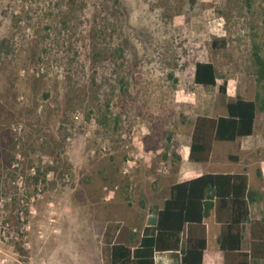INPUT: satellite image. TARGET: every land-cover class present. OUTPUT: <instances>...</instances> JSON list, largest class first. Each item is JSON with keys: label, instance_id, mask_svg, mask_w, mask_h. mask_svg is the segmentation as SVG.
Returning a JSON list of instances; mask_svg holds the SVG:
<instances>
[{"label": "rangeland", "instance_id": "obj_1", "mask_svg": "<svg viewBox=\"0 0 264 264\" xmlns=\"http://www.w3.org/2000/svg\"><path fill=\"white\" fill-rule=\"evenodd\" d=\"M257 47L264 0H0V264H107L169 196L196 117L227 116L229 95L264 105ZM199 62L228 95L195 84ZM251 139L237 157L264 217V109L256 135L197 166L245 173L230 157Z\"/></svg>", "mask_w": 264, "mask_h": 264}, {"label": "trees", "instance_id": "obj_2", "mask_svg": "<svg viewBox=\"0 0 264 264\" xmlns=\"http://www.w3.org/2000/svg\"><path fill=\"white\" fill-rule=\"evenodd\" d=\"M254 0H247L251 3ZM6 41L1 44L5 50ZM7 51H9L7 49ZM258 81L264 82V51L258 47L253 52ZM220 76L210 62H199L195 68V84L203 87H218ZM219 92L227 95L228 85L219 86ZM261 97L247 100L238 97L227 102L228 115L218 119L198 117L194 124L190 161H210L215 143L236 142L255 133L259 109H264ZM107 119L106 117L104 118ZM178 160L181 158L177 156ZM32 169V168H31ZM30 169V170H31ZM261 176V175H260ZM43 177L37 169L36 176L29 177L32 185H38ZM46 179V175L44 176ZM256 201V193L249 189L247 174H205L191 181L172 185L170 196L158 212L157 223L147 230L141 241L116 243L110 249L107 264H155L156 252H182V264H209L204 219L215 212L223 224L219 237L221 252L237 254L242 251L244 227L250 223V205ZM25 206V216L30 215ZM253 230L262 238L263 225L252 224ZM264 239V238H262ZM239 264H249L248 255L240 254Z\"/></svg>", "mask_w": 264, "mask_h": 264}, {"label": "crops", "instance_id": "obj_3", "mask_svg": "<svg viewBox=\"0 0 264 264\" xmlns=\"http://www.w3.org/2000/svg\"><path fill=\"white\" fill-rule=\"evenodd\" d=\"M219 86L214 87V88L219 89ZM227 97L230 100L231 98L237 99L239 96L238 95H229ZM229 100L227 102H230ZM227 102H226V104H227ZM226 104H225V106H226ZM198 117H204V116H202V114L198 115L196 117V119ZM256 123H257V121H256ZM254 135H256V127H255ZM253 136H251V137H253ZM251 137H244V138H240V139H249ZM240 139H238V140H240ZM238 140L236 142H238ZM251 141H252V139L249 140L248 142H245V144H240L239 149H238L239 153L231 155L230 159L232 161H234L235 163L243 164L242 161H240L237 156L245 154V149H246L245 145H247ZM236 142H233V143H236ZM191 143H192V140H191ZM222 143H227V142H222ZM185 150H188V152H189L187 158L184 155ZM185 150H183L181 152L180 156L178 155L179 158H181V161L178 160L180 172L177 174V182L174 184L191 181V180L196 179L198 177H201L205 174H209V173H205V171H203L197 165L210 163L211 159H212L213 151H212L211 158H210L209 162H207V163H196V162L190 161V158H189L190 148L187 147V148H185ZM243 166H244L245 173H240V174H247V171L249 168L246 167L244 164H243ZM245 168H248V169H245ZM256 172H257V174H256L257 178H259L261 180L264 179V163H262V166ZM212 174H222V173H212ZM248 177H249V175H248ZM256 183H257V181L255 183H251L250 178H249V189L252 192L256 193V201L250 205V212H251L250 223L246 224L244 227V232H243L244 239L242 242V251L240 253L228 255V254L221 252L220 244H219V237H220L221 232H222L223 224L217 220V215L214 211L211 212V214L204 219L203 225L206 228V238H207V251H206V253L210 254L212 256L209 260V264H239V262H240L239 255L240 254L248 255L249 264H264V239H262V238H264V235L261 238L259 236V234L256 232V229L254 232L253 226H252V224L259 223V224L263 225V229H264V217H260L258 215L257 207H256L257 204L260 203L259 195L255 190ZM169 196H170V193H169ZM169 196L166 199H168ZM166 199L164 200V203H165ZM164 203L161 206H157L156 204L155 205L149 204L147 206V210H144V213H142L139 216V218H136V220H134L138 225H135L136 227L133 228V233L130 232V234H128L126 236V242H125L126 244H130V246H132V247L135 246L134 244L131 243L132 240L140 242L141 239L146 234V231L148 229L152 230V228L157 223L158 212L164 207ZM118 224H119V227H117V228H119L118 233H120L124 229V227H130L131 228V225H132V224H125V223H118ZM123 225H124V227L122 228ZM139 228L141 229L140 236H138V234H136L138 232ZM114 244H116V243L115 242L112 243L111 247ZM155 264H182V252L181 251H177V252H170V251H168V252H156L155 253Z\"/></svg>", "mask_w": 264, "mask_h": 264}, {"label": "built area", "instance_id": "obj_4", "mask_svg": "<svg viewBox=\"0 0 264 264\" xmlns=\"http://www.w3.org/2000/svg\"><path fill=\"white\" fill-rule=\"evenodd\" d=\"M36 173H37V168L33 167L30 172H29V175L30 177H34L36 176ZM46 179L41 177L40 178V181L38 183V185H36V189L38 190V193H42L43 192V189H44V184L46 183L45 181ZM47 180H50L49 178H47ZM23 213H21V216H22Z\"/></svg>", "mask_w": 264, "mask_h": 264}]
</instances>
